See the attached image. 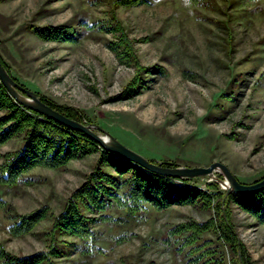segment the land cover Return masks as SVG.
Here are the masks:
<instances>
[{"label":"rangeland","instance_id":"rangeland-1","mask_svg":"<svg viewBox=\"0 0 264 264\" xmlns=\"http://www.w3.org/2000/svg\"><path fill=\"white\" fill-rule=\"evenodd\" d=\"M83 22L94 26L84 29ZM30 25H66L74 34L82 32L73 41L43 39ZM121 34L134 58L125 53L124 43L120 52L108 45ZM0 56L19 85L46 103L77 111L80 121L99 125L153 161L188 166L221 161L243 183L264 177V0H148L136 5L0 0ZM137 74L138 86L119 98ZM21 144V137L14 136L0 153ZM98 158L95 151L60 168L38 165L24 172L23 180L0 183V244L17 255L55 245L51 264H191V246L181 250L179 241L166 245L161 236L179 222L212 218L214 225L199 241L233 264L235 246L226 245L215 226L217 197L209 208L201 200L161 211L146 204L133 216L112 207L108 213L123 218L91 223L96 238H88V251L74 234L49 232ZM104 168L115 172L112 166ZM213 180L203 175L175 182L212 194L208 183ZM42 207L45 216L29 232H10L18 215ZM80 208L100 217V212ZM230 209L237 242L251 264H264V222L234 203ZM120 236L125 238L117 241Z\"/></svg>","mask_w":264,"mask_h":264},{"label":"trees","instance_id":"trees-1","mask_svg":"<svg viewBox=\"0 0 264 264\" xmlns=\"http://www.w3.org/2000/svg\"><path fill=\"white\" fill-rule=\"evenodd\" d=\"M114 1L117 4L136 5L148 0ZM83 24L84 29L94 26L92 23L83 22ZM115 24L117 25V19ZM30 30L43 39L66 41L75 40L76 35L82 32L78 31L74 34L73 31L76 30L72 26L66 25H30ZM122 43L126 48L125 53L134 58L135 55L124 34H121L117 42L108 41V45L117 52H120L118 48ZM0 60L11 74L8 65L1 56ZM140 78L138 74L132 78L127 85L128 91L126 90L125 94H120L119 98H123L127 94L131 95L134 87L138 86ZM48 103L65 115L81 120L77 111L67 107L59 108L51 102ZM0 109L2 110L0 113V146L14 136H20L22 139L19 148L0 153V156L3 157V161L0 163V183L11 184L23 180V173L38 165L60 168L73 158L82 157L95 151L99 154L96 167L88 173L87 179L72 192L65 207L56 216L53 228L49 232L60 229L63 232L74 234L80 239L82 250L88 251V238L90 237L92 241L96 238L91 223L99 219L116 223L123 218L121 215L114 217L108 213L112 207L126 212L128 216H133L143 210L146 204H150L156 211H161L171 204H194L201 200V203L209 208L211 198L217 197L214 205L217 215L219 214V222L215 228L226 245L235 246V258L232 263L251 264L246 250L241 243L237 242L230 204L234 203L240 206L254 215L258 222H264V189L253 193L219 190L218 182L213 180L208 183L209 187L214 189V192L210 194L188 183L177 184L176 178L154 174L122 156L103 149L83 132L71 129L19 104L7 92L1 81ZM162 162L165 165L176 164L168 160H162ZM104 166H112L115 172L105 169ZM80 204L84 209L100 212V217L85 215ZM46 210L47 208L42 207L27 214L18 215L17 220L9 227L10 232L15 235L29 232L37 221L45 216ZM212 225H214L212 218L204 221L190 219L186 222H179L167 229L161 236V240L166 245H173L179 241L176 248L181 250L186 245L191 246L188 249V254L191 255L188 262L191 264L201 262L204 264H226L222 257V260L220 259L221 253L217 251V248L209 249V247H205L207 243L205 240L199 241L200 234ZM184 233V237H181ZM124 238L125 236H120L117 241ZM56 252L57 246L53 245L48 251L40 250L30 254L17 255L0 244V264H51L49 255Z\"/></svg>","mask_w":264,"mask_h":264},{"label":"water","instance_id":"water-1","mask_svg":"<svg viewBox=\"0 0 264 264\" xmlns=\"http://www.w3.org/2000/svg\"><path fill=\"white\" fill-rule=\"evenodd\" d=\"M0 81L6 88L7 92L19 104L30 108L45 115L49 119L65 125L71 129L79 130L87 135L89 138L97 142L103 149L110 151L118 156L132 161L140 165L144 169L158 175L178 178V177H196V176H210L216 180L226 190H232L238 193H253L264 189V177L252 182L243 183L237 179L229 167L221 161H213L207 166L195 165H180L172 164L165 165L162 161H153L143 154L135 151L129 146L118 140L113 134L105 131L99 125L92 123H85L74 119L60 112L50 104L43 101L34 91L25 89L19 85L13 77L9 74L5 66L0 60ZM94 127L101 129L104 133H98ZM218 171L222 177L214 174Z\"/></svg>","mask_w":264,"mask_h":264}]
</instances>
